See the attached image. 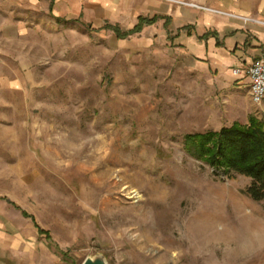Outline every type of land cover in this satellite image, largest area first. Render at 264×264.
<instances>
[{
	"label": "rangeland",
	"instance_id": "obj_1",
	"mask_svg": "<svg viewBox=\"0 0 264 264\" xmlns=\"http://www.w3.org/2000/svg\"><path fill=\"white\" fill-rule=\"evenodd\" d=\"M147 1L0 0V264H264V242L234 258L232 242L186 232L207 186L264 213L248 176L228 178L184 147L250 110L229 106L172 41L150 48L144 30L122 39L107 28L132 29ZM159 1L264 29V0ZM225 214L237 224L231 202Z\"/></svg>",
	"mask_w": 264,
	"mask_h": 264
},
{
	"label": "crops",
	"instance_id": "obj_2",
	"mask_svg": "<svg viewBox=\"0 0 264 264\" xmlns=\"http://www.w3.org/2000/svg\"><path fill=\"white\" fill-rule=\"evenodd\" d=\"M147 8L149 13L143 16L163 17L143 28L147 46L154 47L158 40L166 44L172 41L176 48L178 46L179 53L189 58L191 68L199 71H191V74L198 73L209 78L214 87L221 88L225 93L224 101L229 106H235L244 113L250 110L248 120L250 115L258 116L253 112L254 105H260V112H264L261 108L263 103L257 104L252 100L249 77L234 73L235 68L248 66L258 58L262 45L260 41H264V29L258 25L218 17L214 12H201V6H196L200 11L188 10L166 1L148 0ZM168 20H172V24L165 28ZM190 25L195 28L193 35L188 34L187 29H182ZM207 32H216L217 35L212 34L207 39L199 38Z\"/></svg>",
	"mask_w": 264,
	"mask_h": 264
},
{
	"label": "trees",
	"instance_id": "obj_3",
	"mask_svg": "<svg viewBox=\"0 0 264 264\" xmlns=\"http://www.w3.org/2000/svg\"><path fill=\"white\" fill-rule=\"evenodd\" d=\"M162 16H139L137 24L130 30H122L118 25H107L119 38H127L131 34L140 33L147 25L154 24ZM185 26L182 29H189ZM188 34L193 35L188 31ZM216 32H207L200 39H207ZM220 44V42H219ZM186 152L210 165L220 174L230 178L235 173L248 176L251 183L246 193L256 201L264 202V122L256 115H250L247 123L239 121L219 130L189 133L184 138ZM26 217L32 218L39 233L48 240L52 237L48 230L41 228L35 217L23 211Z\"/></svg>",
	"mask_w": 264,
	"mask_h": 264
},
{
	"label": "bare ground",
	"instance_id": "obj_4",
	"mask_svg": "<svg viewBox=\"0 0 264 264\" xmlns=\"http://www.w3.org/2000/svg\"><path fill=\"white\" fill-rule=\"evenodd\" d=\"M17 88V87H16ZM16 88L14 89L15 91ZM125 178L123 177L122 180ZM202 199V211L186 226L188 235L203 244L206 239L218 238L230 241L235 245L231 251L234 258H241L252 252L253 248L264 242V213L256 210L245 198L224 187L215 189L207 186ZM185 189L196 194L199 184L188 181ZM197 195V194H196ZM164 197V196H163ZM231 202L237 218V224H231L225 214V204ZM222 224V229L218 225Z\"/></svg>",
	"mask_w": 264,
	"mask_h": 264
},
{
	"label": "built area",
	"instance_id": "obj_5",
	"mask_svg": "<svg viewBox=\"0 0 264 264\" xmlns=\"http://www.w3.org/2000/svg\"><path fill=\"white\" fill-rule=\"evenodd\" d=\"M208 10L209 8L202 7ZM221 13L219 10H213ZM235 74H244L250 79V94L253 102L264 101V54L256 58L250 65L234 69Z\"/></svg>",
	"mask_w": 264,
	"mask_h": 264
},
{
	"label": "water",
	"instance_id": "obj_6",
	"mask_svg": "<svg viewBox=\"0 0 264 264\" xmlns=\"http://www.w3.org/2000/svg\"><path fill=\"white\" fill-rule=\"evenodd\" d=\"M82 264H108V262L106 261L105 257L98 255L95 257H87Z\"/></svg>",
	"mask_w": 264,
	"mask_h": 264
}]
</instances>
